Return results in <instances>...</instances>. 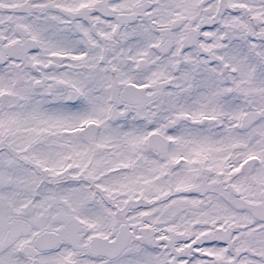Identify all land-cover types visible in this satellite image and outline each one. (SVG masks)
Instances as JSON below:
<instances>
[{
  "label": "snow or ice",
  "instance_id": "snow-or-ice-1",
  "mask_svg": "<svg viewBox=\"0 0 264 264\" xmlns=\"http://www.w3.org/2000/svg\"><path fill=\"white\" fill-rule=\"evenodd\" d=\"M0 264H264V0H0Z\"/></svg>",
  "mask_w": 264,
  "mask_h": 264
}]
</instances>
